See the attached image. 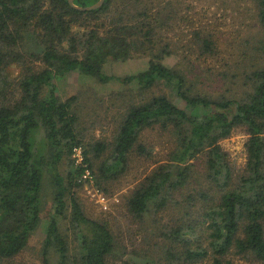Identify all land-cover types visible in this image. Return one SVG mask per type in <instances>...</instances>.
<instances>
[{
  "label": "trees",
  "instance_id": "trees-1",
  "mask_svg": "<svg viewBox=\"0 0 264 264\" xmlns=\"http://www.w3.org/2000/svg\"><path fill=\"white\" fill-rule=\"evenodd\" d=\"M97 1L73 4L86 8ZM255 3L264 28V0ZM185 7L191 5L181 0H105L81 12L67 0H0V264L28 247L42 220L46 179L52 212L38 264H49L53 252L56 264H107L117 240L77 198L85 168L70 160L72 149L83 148V164L108 194L133 158L152 157L142 136L155 130L172 140L167 162L125 197V205L141 224L149 217L155 237L167 241V264H232L231 256L264 264V64L231 59L232 71L221 78L239 88L228 89L230 96L209 92V68L196 72L190 59L164 64L178 49L162 35ZM191 40L186 48L199 58L216 49L203 26ZM143 58L146 69L137 74L105 73L109 61ZM70 72L123 86L111 97L120 106L113 141L84 142L77 96L62 100L55 83ZM236 129L248 136L240 170L220 146ZM161 214L167 223L161 224Z\"/></svg>",
  "mask_w": 264,
  "mask_h": 264
},
{
  "label": "rangeland",
  "instance_id": "rangeland-1",
  "mask_svg": "<svg viewBox=\"0 0 264 264\" xmlns=\"http://www.w3.org/2000/svg\"><path fill=\"white\" fill-rule=\"evenodd\" d=\"M181 1L184 2V6L191 5V8L185 7L181 12V19L172 22L173 29L166 30L162 35L165 42H171L178 49L177 55L165 58L164 64L173 67L180 63V59H190L196 72L209 68V92L214 96L218 94L230 96L231 93L227 92L228 89L237 91L239 88L237 85L231 86L228 80L224 81L221 78L225 73L229 75L230 70L232 71L231 59H260V64H264L262 61V59L264 60V28L257 21L255 0ZM200 26L209 31L216 47L214 53L206 58H199L186 48L192 41V31ZM146 66V58L126 62L109 61L105 64L104 70L107 75L122 78L144 71ZM55 83L58 96L62 100L71 95L77 96L76 115L79 121L77 129L84 142L109 143L113 141L117 131L120 106L112 105L111 97L123 90V86L118 82L101 85L93 78L81 76L76 72L57 77ZM129 89L136 90V86H131ZM173 100L178 106H183L176 99ZM247 138L248 136L243 130L236 129L228 138L220 141L221 148L228 153L232 166L237 170L242 169L246 161L245 143ZM38 140H40V136L37 138ZM142 141L153 148L152 157L150 159L133 158L128 172L119 181L107 186L108 194H104L95 185L93 175L90 181L79 179L82 186L77 189L76 195L85 214L93 219L106 221L117 240L116 250L109 257L107 264L168 263L163 251L167 241L162 236L155 237L150 218L147 217L146 223L141 224L139 220L132 218L126 210L125 197L158 165L167 162L168 154L172 149V140L167 134L158 130L146 131L142 136ZM70 160L72 161L71 158ZM74 165L76 166L75 163ZM66 168L67 165L62 162L59 170L64 173ZM51 212V187L46 179L43 192V215L37 230L31 236L28 247L21 254L10 262L4 261L2 264L40 263V250L46 234L48 216ZM159 218H161V224L168 221V218L162 214L158 216ZM48 259L49 264L57 263L54 252L50 253ZM229 259L232 264H261L248 262L234 256Z\"/></svg>",
  "mask_w": 264,
  "mask_h": 264
},
{
  "label": "built area",
  "instance_id": "built-area-1",
  "mask_svg": "<svg viewBox=\"0 0 264 264\" xmlns=\"http://www.w3.org/2000/svg\"><path fill=\"white\" fill-rule=\"evenodd\" d=\"M70 158L76 164V166H79V165L84 166L85 171H84L83 175L81 176V179L83 181L92 180V174H91L90 170H88L86 165L83 164V162H84V151H83L82 147H74L72 149Z\"/></svg>",
  "mask_w": 264,
  "mask_h": 264
},
{
  "label": "water",
  "instance_id": "water-1",
  "mask_svg": "<svg viewBox=\"0 0 264 264\" xmlns=\"http://www.w3.org/2000/svg\"><path fill=\"white\" fill-rule=\"evenodd\" d=\"M73 1L74 0H67L70 7H72L74 10H77V11L86 12V11H92V10L99 9L104 4L105 0H98L97 3H95L94 5H92L90 7H86V8H81V7L75 6L73 4Z\"/></svg>",
  "mask_w": 264,
  "mask_h": 264
}]
</instances>
